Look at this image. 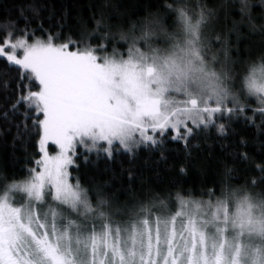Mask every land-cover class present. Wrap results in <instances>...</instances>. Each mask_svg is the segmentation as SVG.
<instances>
[{
    "label": "snow or ice",
    "instance_id": "1",
    "mask_svg": "<svg viewBox=\"0 0 264 264\" xmlns=\"http://www.w3.org/2000/svg\"><path fill=\"white\" fill-rule=\"evenodd\" d=\"M109 7L67 35L0 16V59L18 73L2 115L23 109L42 154L22 179L0 176V264H264V163L241 186L226 166L198 195L129 187L122 205L70 171L166 139L191 149L201 131L225 135L220 120L259 116L264 132V50L232 55L241 26L264 38V0H165L127 22Z\"/></svg>",
    "mask_w": 264,
    "mask_h": 264
},
{
    "label": "trees",
    "instance_id": "2",
    "mask_svg": "<svg viewBox=\"0 0 264 264\" xmlns=\"http://www.w3.org/2000/svg\"><path fill=\"white\" fill-rule=\"evenodd\" d=\"M106 2L116 6L109 7L108 12L115 11L120 20L127 22L156 12L165 0H0V16L18 18L22 13L30 21V29L42 26L52 32L62 30L67 35L77 33L85 24L92 26L93 15ZM206 2L217 5L224 0ZM234 18L239 19V16ZM20 26L23 27V21ZM36 35L42 33L37 31ZM257 40L260 51L264 50V38L241 26L239 47H248ZM4 80L9 81L10 86L4 89L0 84V176L22 179L27 175V169L35 167L34 161L39 158L38 136L23 133L24 124H32L30 119L25 120L23 109L10 113L7 119L2 115L10 102L5 97L15 95L18 73L5 68L0 59V82ZM260 122L259 116L255 118V124L245 123L243 118L220 120L218 123L226 124V134L220 135L215 127L201 131L193 139L195 146L191 149H185L182 141L166 139L157 148H139L134 156L121 152L108 160L92 155L87 161L81 156L70 171L72 177L81 178L85 187L103 185L105 193L114 198L117 205L128 201L126 189L129 187L141 195L176 190H191L198 195L201 190L218 185L224 179L226 166L233 169L229 183L241 186L255 173L254 165L264 163V132L256 127ZM17 125L20 126L19 132ZM242 140L246 144L242 145ZM240 153H247L248 159H243ZM181 167L184 168L183 173L180 172ZM129 171L133 173L131 181Z\"/></svg>",
    "mask_w": 264,
    "mask_h": 264
},
{
    "label": "rangeland",
    "instance_id": "3",
    "mask_svg": "<svg viewBox=\"0 0 264 264\" xmlns=\"http://www.w3.org/2000/svg\"><path fill=\"white\" fill-rule=\"evenodd\" d=\"M253 34H255V33H253ZM239 40H240V38H239ZM233 41L235 43V47L233 48V52L235 54H232L234 57L237 56V54H239L240 57H245L248 55L255 56L260 52L261 48H260V44H259L258 40L255 41L253 44L249 45L248 47H244V48H241L238 46V41L236 39H234ZM241 52L243 55L241 54ZM249 103L251 104V107H256L255 103H252L251 101H249ZM38 150H39V145H38ZM48 151H49V153L54 154L55 151H57V149L55 148L54 145L49 144ZM40 155H42V154L39 152V158H40ZM16 198L19 199V194H17Z\"/></svg>",
    "mask_w": 264,
    "mask_h": 264
}]
</instances>
